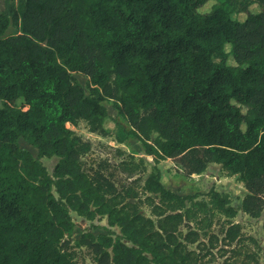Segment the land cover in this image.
I'll return each mask as SVG.
<instances>
[{
	"label": "trees",
	"instance_id": "trees-1",
	"mask_svg": "<svg viewBox=\"0 0 264 264\" xmlns=\"http://www.w3.org/2000/svg\"><path fill=\"white\" fill-rule=\"evenodd\" d=\"M253 3L259 13L248 12ZM228 6L247 11L246 19H233ZM74 72L89 78V94ZM105 100L117 103L148 155L188 175L216 164L238 176L248 192L241 210L263 217L264 229V0H5L0 264H77L75 249L96 264H205L210 253L187 222L190 207H206L196 195L167 189L157 166L120 188L103 170H86L90 142L68 125L85 121L108 135ZM54 156L50 173L41 159ZM209 195L211 209L236 217L227 196ZM71 212L90 222L106 217L120 232L89 231L72 241ZM240 239L239 224L230 222L223 241ZM232 252L234 261L260 264L254 253Z\"/></svg>",
	"mask_w": 264,
	"mask_h": 264
},
{
	"label": "rangeland",
	"instance_id": "rangeland-1",
	"mask_svg": "<svg viewBox=\"0 0 264 264\" xmlns=\"http://www.w3.org/2000/svg\"><path fill=\"white\" fill-rule=\"evenodd\" d=\"M18 3V0H16ZM214 1L208 2L200 9L201 13H208ZM2 8L5 7V0H0ZM261 6L253 3L249 6V13H259ZM232 13V18L244 21L248 12L234 6H228ZM15 28L10 29L9 34L16 33ZM230 51V46L226 47ZM215 61L221 59L214 57ZM228 63L236 65L233 58H229ZM73 76L82 84L87 94L90 92L89 78L80 73H73ZM1 105V103H0ZM19 108H24L22 102L16 104ZM103 105L108 111V118L105 128L108 135H100L89 130L85 121H80L76 126H70L84 141L90 142L91 150L83 157L86 170H103L107 175H111L115 184L120 188L130 186L135 178H144L149 174L154 166H157L162 174V183L167 189L181 195H196V202L206 204L202 211L197 207H190L195 212L190 222V226L200 232V242H202V253H210L205 259V264H242L240 261L230 259L232 250H236L242 255L254 253L260 264H264V229L263 217L253 218L241 210L242 201L248 192L238 176H231L220 165L211 164L205 173L201 175H188L183 167L169 159H162L150 156L145 150L143 141L136 137H131L128 132L131 126L127 120L118 113L117 103L112 100H105ZM245 111V109H243ZM19 145L22 149L30 151L35 159H39L38 151L29 145L25 140L20 139ZM42 163L48 171L52 173L54 166L58 162V157L42 158ZM142 186V183L141 185ZM141 187H139L140 190ZM217 191L230 199L231 205L237 209V215L233 219L211 209L210 192ZM144 198L145 195L141 194ZM199 208V207H198ZM144 211L151 216L148 206H144ZM75 228L68 238L72 241L78 240L85 232H92L95 235L107 234L109 230L117 233L119 228H111L106 217H98L94 222L71 212ZM239 224L241 239L238 243L227 246L223 241L225 230L229 223ZM187 229H183L186 232ZM192 249L197 248V244L191 245ZM77 252V264H96L91 254L86 249H75ZM224 251H228L224 256Z\"/></svg>",
	"mask_w": 264,
	"mask_h": 264
},
{
	"label": "crops",
	"instance_id": "crops-1",
	"mask_svg": "<svg viewBox=\"0 0 264 264\" xmlns=\"http://www.w3.org/2000/svg\"><path fill=\"white\" fill-rule=\"evenodd\" d=\"M0 8H2V5L0 4Z\"/></svg>",
	"mask_w": 264,
	"mask_h": 264
}]
</instances>
